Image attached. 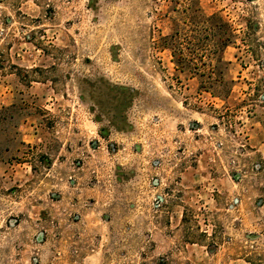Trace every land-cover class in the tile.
I'll return each mask as SVG.
<instances>
[{
  "label": "rangeland",
  "instance_id": "rangeland-1",
  "mask_svg": "<svg viewBox=\"0 0 264 264\" xmlns=\"http://www.w3.org/2000/svg\"><path fill=\"white\" fill-rule=\"evenodd\" d=\"M0 264H264V0H0Z\"/></svg>",
  "mask_w": 264,
  "mask_h": 264
},
{
  "label": "trees",
  "instance_id": "trees-1",
  "mask_svg": "<svg viewBox=\"0 0 264 264\" xmlns=\"http://www.w3.org/2000/svg\"><path fill=\"white\" fill-rule=\"evenodd\" d=\"M227 41H228L227 39H226V40H222L221 46H222V47H225L226 44H227Z\"/></svg>",
  "mask_w": 264,
  "mask_h": 264
}]
</instances>
